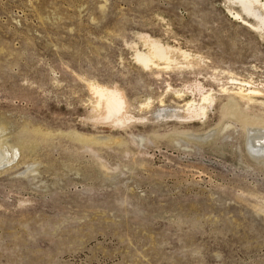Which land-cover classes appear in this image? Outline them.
Returning <instances> with one entry per match:
<instances>
[{"label":"rangeland","instance_id":"1","mask_svg":"<svg viewBox=\"0 0 264 264\" xmlns=\"http://www.w3.org/2000/svg\"><path fill=\"white\" fill-rule=\"evenodd\" d=\"M228 8L241 12L228 0H0V264H264V160L221 92L232 78L264 90V33ZM142 34L199 64L174 53L169 72L144 70ZM95 82L140 121H100ZM198 82L217 97L208 118L170 117ZM236 102L264 119V96Z\"/></svg>","mask_w":264,"mask_h":264},{"label":"bare ground","instance_id":"2","mask_svg":"<svg viewBox=\"0 0 264 264\" xmlns=\"http://www.w3.org/2000/svg\"><path fill=\"white\" fill-rule=\"evenodd\" d=\"M228 1L241 11L233 12V8H228L229 12L233 15V18L245 23L253 31L258 32V34L262 35L264 33V0ZM140 39L143 41L146 51H141L136 47V49H134L135 53L133 57L136 64L148 72H155V70H158L156 71L158 74L169 72L166 70H170L172 64L177 63L173 56L174 53H180L182 55L185 62H187L186 65L188 68H192L199 64L193 63L197 62V59L192 62L194 58L191 54L182 51L181 49L167 46V44H163L159 39L152 38L147 34L140 35ZM161 65H163V67H161ZM252 83L250 81L238 82V79L232 78L230 84H232L233 87L231 86V88L228 89L229 87H226L227 85H223L221 87V92L229 95L227 104L228 115H231L233 118L238 116L247 137L246 146L250 156L254 159L264 160V119H260L259 117L254 119L248 116L238 115L239 112H241V109L236 102V98L242 101L245 100L247 104H250L257 102L259 96H264V90L261 89L263 85H261V88H259V86L257 87L256 84H254L255 86L253 87L246 88L249 85H252ZM168 88L173 95L180 99L188 94L186 90L172 89L170 85H168L167 89ZM89 90L95 99L93 102V110L96 111V113L99 112L100 115L98 119L100 121L105 122L118 130H124L131 124H137L140 121V119L135 118L130 114V108L126 97L118 88L108 87L95 82L89 84ZM188 91L193 99L191 98V100L187 101L184 105L183 112L185 115H181L180 112L174 111V114L171 113L170 117L181 121L187 120L191 123L203 122V120L208 118L209 110L215 104L217 97L213 93V90H206V88L200 83L194 84L193 86L191 84V87H188ZM197 96H199V100H196ZM150 101L151 99L144 104L149 107L151 104ZM162 102L163 101H161V103ZM189 135L187 134V136ZM1 143L2 142L0 141V144ZM12 149L15 151L14 147ZM5 158L6 155L0 151V165Z\"/></svg>","mask_w":264,"mask_h":264}]
</instances>
